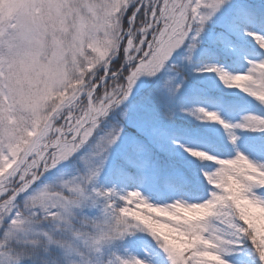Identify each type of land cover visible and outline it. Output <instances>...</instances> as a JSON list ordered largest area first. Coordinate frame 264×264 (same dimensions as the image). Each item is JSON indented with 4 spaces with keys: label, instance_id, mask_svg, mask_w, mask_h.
I'll list each match as a JSON object with an SVG mask.
<instances>
[{
    "label": "snow or ice",
    "instance_id": "obj_1",
    "mask_svg": "<svg viewBox=\"0 0 264 264\" xmlns=\"http://www.w3.org/2000/svg\"><path fill=\"white\" fill-rule=\"evenodd\" d=\"M0 264H264V0H0Z\"/></svg>",
    "mask_w": 264,
    "mask_h": 264
}]
</instances>
